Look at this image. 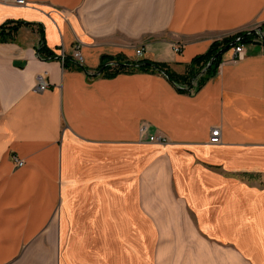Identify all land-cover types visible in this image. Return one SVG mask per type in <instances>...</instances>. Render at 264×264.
Masks as SVG:
<instances>
[{"label":"crops","instance_id":"1","mask_svg":"<svg viewBox=\"0 0 264 264\" xmlns=\"http://www.w3.org/2000/svg\"><path fill=\"white\" fill-rule=\"evenodd\" d=\"M10 20L25 23L0 33V264H61L62 251L148 264L147 247L127 258L116 240L152 222L179 223L178 264H264V41L239 60L226 50L192 92L152 66L105 68L149 60L187 76L215 41L264 24V0H0V26ZM142 120L169 141H141ZM92 239L106 244L95 263Z\"/></svg>","mask_w":264,"mask_h":264},{"label":"rangeland","instance_id":"2","mask_svg":"<svg viewBox=\"0 0 264 264\" xmlns=\"http://www.w3.org/2000/svg\"><path fill=\"white\" fill-rule=\"evenodd\" d=\"M260 27H264V24H260V25L255 24L251 27H248L247 29H245L243 31L244 32H250V31H256V30L258 31V29ZM262 32H264V31H262ZM236 33L237 32H235L233 34H236ZM229 36H231V35L229 34L228 36H225V37H229ZM255 41L263 42V40H259L257 38L254 39V42ZM237 44H242V43H240V41H239ZM176 47L180 48V50L176 51ZM232 48L234 50L235 45L232 46ZM174 49L176 52H180L182 50V46L179 43H176V44H174ZM229 49H231V48H229ZM120 65H121V63H120ZM120 65L118 64V62H110L108 66L120 67ZM121 67H123V66L121 65ZM35 80H36V78H35ZM192 91H197V90L194 87V88H192L191 92ZM142 121H145V120H142ZM145 122H147V121H145ZM148 124L150 125V123H148ZM150 135L163 136V137H166L167 140L169 141V138L167 137V135L159 134V133H153L151 130V125H150ZM139 136H140L141 141L153 142V141H150V139L147 137H141L140 125H139ZM153 143H159V142H153ZM160 144H164V143H160ZM13 159H14L15 163L17 164V166H19V167H21L19 165L20 161H24L23 165H25V163H26L24 159H21L18 157H15ZM185 218H188V217H185ZM193 225H194L193 222L191 220H188L187 222L182 224V226H183L182 228L185 227L187 229H194ZM133 227L136 229V231H138V229L140 231H142L143 230L142 227H146L144 229V232L141 233L142 238L134 239V242H133L131 240V238L129 239V237L118 236L117 240H116L122 246H124L123 248H125L124 252H125V256L127 258H129V257L131 258V253L133 251L138 252L139 248L143 249V248L147 247L146 250L149 252V254L147 256L148 264H178L179 263V254L176 253V250H178L177 247L179 246V238H177V233H176V230H179V223H161V222H156V223L152 222L151 224L136 223V224H134ZM42 241L43 240L41 239V242ZM143 241H145V243H143ZM195 241L197 243H199V241H201V239L196 238ZM98 242H99V240L92 239L88 244L87 250L92 251V255H89V259H88V261L90 263L96 262V257L94 256V253L96 251L95 250L96 247H99L100 245L103 246L105 244L104 241L102 242V244H100ZM118 247H120V246L118 245ZM127 248H128V253H127ZM105 249H107V248L105 247ZM115 256L116 255H112V256L110 255V257H107L108 259L102 258L103 261L100 260L97 262H100V263H102V262L106 263L107 261L113 262V259ZM69 257L70 258L67 259L66 256L63 254V251H62V253H61V264H83L81 257L76 258V256L72 257L70 255H69ZM126 257H125V260H126ZM43 258H44V261H40V264H58V258H59L58 253H55L54 255L46 254L43 256ZM134 259L137 260V262H139V263H141V261H142V259L139 258V255H135Z\"/></svg>","mask_w":264,"mask_h":264},{"label":"trees","instance_id":"3","mask_svg":"<svg viewBox=\"0 0 264 264\" xmlns=\"http://www.w3.org/2000/svg\"><path fill=\"white\" fill-rule=\"evenodd\" d=\"M25 22L21 21H14L10 20L5 22L0 26V33L1 36L3 37L2 39L4 41L9 40L14 37V34L18 31V27ZM31 24V23H29ZM6 28H9L8 31H6ZM41 33H42V40H44V29L43 26H39ZM260 31H250V32H244V31H239L236 34H233L229 37H224L222 40L215 41L209 50L203 54H200L196 56L193 61L191 62V70L189 75H180L176 72H174L170 65L164 62H156V61H149V60H139L137 62H132L130 66L132 67H118V66H107L106 68L111 69L109 71V74H115L118 72H135L137 70H142V71H148L150 66L155 67V69L159 70L161 73H163L171 82L175 84H179L183 86L184 88H177L178 91L181 92H191L190 88H196L198 90L201 86L204 85L208 77L215 72L216 66L220 63L222 59V55H219L217 59L214 60L211 66L206 70V72L201 75V72L210 60L217 54L222 48L230 45L233 41L237 40L238 38H241L240 43L243 44H248L250 42H253L255 38L258 37ZM45 46H41L39 48V54L41 53L43 55ZM232 48V46L230 47ZM45 57H50V58H56L55 56L52 55L51 52H47ZM136 64H141L139 69L133 68L136 67ZM110 67V68H109ZM114 76V75H110ZM193 80H198V84L194 85Z\"/></svg>","mask_w":264,"mask_h":264},{"label":"built area","instance_id":"4","mask_svg":"<svg viewBox=\"0 0 264 264\" xmlns=\"http://www.w3.org/2000/svg\"><path fill=\"white\" fill-rule=\"evenodd\" d=\"M15 2L19 3V4H23L25 1L24 0H15ZM261 34H264V32H261L258 35L257 39L263 40V38L261 37ZM179 50H180V48L176 47V51H179ZM143 52H144L143 48H138L136 50V53L138 56H141L143 54ZM245 55H246L245 45L243 43L235 45L234 60L242 59ZM74 58L80 63L83 62L84 56L82 54V49L80 46H78L76 48V50L74 51ZM48 87H49V81H48L46 75L43 73H39L36 76V80H35L36 90L43 92V91L47 90ZM140 135H141V137L149 138L150 141H153V142H159V143H167L168 142L166 137L150 135V125L145 121L140 122ZM221 136H222L221 128L219 126L213 127L211 130L210 143L211 144H220L221 140H222ZM23 164H24V161L19 162L20 166H22Z\"/></svg>","mask_w":264,"mask_h":264},{"label":"water","instance_id":"5","mask_svg":"<svg viewBox=\"0 0 264 264\" xmlns=\"http://www.w3.org/2000/svg\"><path fill=\"white\" fill-rule=\"evenodd\" d=\"M258 31H260V32L264 31V27H260V28L258 29ZM261 37H262L263 40H264V34H261ZM240 40H241V38H239V39L233 41L230 45H228V46L222 48L217 54H215V56L210 60V62H209L208 65L206 66V68H204L203 73L206 72V70L209 68V66L212 65V63L214 62V60L217 59V58L219 57V55L223 54V53H224L226 50H228L231 46L236 45ZM127 65H129V64H127ZM140 65H141V64H136L135 66H136V67H139ZM154 68H155V67H154ZM102 71H103V69H101L97 74H101ZM176 85H177L178 87H180V88H184L183 86H181V85H179V84H176ZM190 91H191V88H190Z\"/></svg>","mask_w":264,"mask_h":264}]
</instances>
